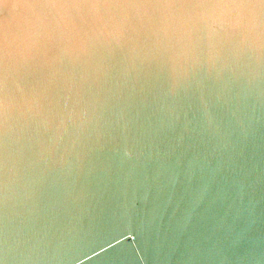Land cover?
I'll return each mask as SVG.
<instances>
[{"label":"water","instance_id":"water-1","mask_svg":"<svg viewBox=\"0 0 264 264\" xmlns=\"http://www.w3.org/2000/svg\"><path fill=\"white\" fill-rule=\"evenodd\" d=\"M0 264H264V0H0Z\"/></svg>","mask_w":264,"mask_h":264}]
</instances>
